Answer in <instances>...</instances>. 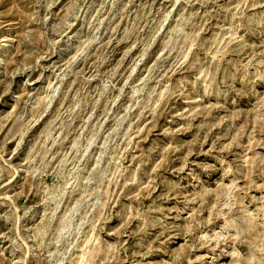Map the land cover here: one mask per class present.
Here are the masks:
<instances>
[{"label":"rangeland","instance_id":"rangeland-1","mask_svg":"<svg viewBox=\"0 0 264 264\" xmlns=\"http://www.w3.org/2000/svg\"><path fill=\"white\" fill-rule=\"evenodd\" d=\"M0 264H264V0H0Z\"/></svg>","mask_w":264,"mask_h":264}]
</instances>
